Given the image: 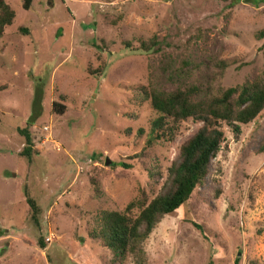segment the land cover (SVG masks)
Returning <instances> with one entry per match:
<instances>
[{
  "label": "rangeland",
  "instance_id": "1",
  "mask_svg": "<svg viewBox=\"0 0 264 264\" xmlns=\"http://www.w3.org/2000/svg\"><path fill=\"white\" fill-rule=\"evenodd\" d=\"M6 2L15 17L0 38V264H134L131 256L112 263L88 237L95 214L123 210L140 191L158 194L199 124L181 123L173 141L132 158L157 116L142 87L174 84L159 77V54L124 45L155 35L166 52L191 62L188 78L210 97L264 71V39L255 37L264 29V2L32 0L29 10L21 0ZM221 60L229 66L211 80ZM36 92L41 113L30 118ZM27 124L37 151L30 159L18 156L17 129ZM225 131L203 185L145 241L143 264H264V109L238 140ZM153 166L150 178L145 168Z\"/></svg>",
  "mask_w": 264,
  "mask_h": 264
},
{
  "label": "trees",
  "instance_id": "2",
  "mask_svg": "<svg viewBox=\"0 0 264 264\" xmlns=\"http://www.w3.org/2000/svg\"><path fill=\"white\" fill-rule=\"evenodd\" d=\"M237 2L239 0H230V5ZM21 3L24 10H29L32 0H21ZM14 17L12 7L6 0H0V38L4 35L6 26L12 24ZM20 30L26 33L25 28ZM255 37L264 39V29L256 32ZM124 46L136 54H159L156 64L158 75L167 84H174L170 90L159 86H152L149 90L142 87V93L157 116L150 122L143 150L132 158H144L145 150L154 142L173 141L181 123L191 120L199 124L197 130L179 145L176 157L166 168V177L158 194L148 199L145 192L140 191L123 210L97 211L94 225L88 231V237L99 241L110 251L112 263H121L127 256H131L134 264H143L146 260L144 243L153 229L165 215L179 209L197 186L203 185L209 174L210 161L221 150L226 139L225 128L230 131L234 140H238L241 126L252 122L264 109V71L261 70L240 84L218 88L217 93L209 97L206 88L188 78V66L191 62L177 53L166 52L155 35L147 40H140L136 47L128 42ZM228 66L225 61H216L211 80L222 77ZM101 68L102 65L90 71L93 73ZM40 99L41 96L36 92L32 104V113H36L30 118L41 113ZM60 100H63L62 97ZM52 105L55 113L64 112L63 103L53 101ZM28 127L27 124V127L17 129L24 140L18 156L30 159L37 151L33 149ZM141 131L140 129L139 133ZM121 165L126 168L130 166L124 162ZM155 168L156 166L145 168L150 178L153 177ZM213 181L218 184L215 179ZM218 194L219 190L216 189L215 196ZM28 202L34 208L32 200L28 199ZM194 226L201 228L196 223ZM77 239L83 240L79 236ZM37 242L41 248H45L43 238L39 237Z\"/></svg>",
  "mask_w": 264,
  "mask_h": 264
},
{
  "label": "built area",
  "instance_id": "3",
  "mask_svg": "<svg viewBox=\"0 0 264 264\" xmlns=\"http://www.w3.org/2000/svg\"><path fill=\"white\" fill-rule=\"evenodd\" d=\"M45 128H47V127H45ZM45 130V129H44Z\"/></svg>",
  "mask_w": 264,
  "mask_h": 264
},
{
  "label": "water",
  "instance_id": "4",
  "mask_svg": "<svg viewBox=\"0 0 264 264\" xmlns=\"http://www.w3.org/2000/svg\"><path fill=\"white\" fill-rule=\"evenodd\" d=\"M106 163H107V161H106Z\"/></svg>",
  "mask_w": 264,
  "mask_h": 264
}]
</instances>
